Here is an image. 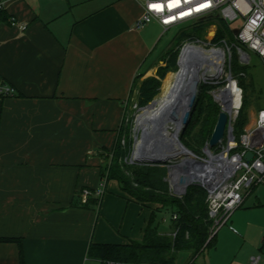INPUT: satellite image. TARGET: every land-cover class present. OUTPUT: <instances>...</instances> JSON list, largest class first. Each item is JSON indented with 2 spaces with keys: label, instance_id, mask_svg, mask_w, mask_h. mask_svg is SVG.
I'll use <instances>...</instances> for the list:
<instances>
[{
  "label": "crops",
  "instance_id": "obj_1",
  "mask_svg": "<svg viewBox=\"0 0 264 264\" xmlns=\"http://www.w3.org/2000/svg\"><path fill=\"white\" fill-rule=\"evenodd\" d=\"M3 2L0 74L16 93L0 98V237L11 238L0 241V264H21V248L24 264H102L90 244L141 241L158 207L133 200L115 179L94 195L98 205H82L79 194L101 187L103 148L114 146L135 81L160 55L151 57L153 43L135 26L144 3ZM179 253L187 260L177 264H251L254 255L264 264V185L246 195L211 248L193 259Z\"/></svg>",
  "mask_w": 264,
  "mask_h": 264
},
{
  "label": "built area",
  "instance_id": "obj_2",
  "mask_svg": "<svg viewBox=\"0 0 264 264\" xmlns=\"http://www.w3.org/2000/svg\"><path fill=\"white\" fill-rule=\"evenodd\" d=\"M141 1L144 3V13L135 23L137 28L152 21H158L163 27L169 29L178 24L204 17H219L230 24L243 18L241 28L234 31L241 45H233V47L238 50L242 64H250L251 52L255 53L264 63V0H178V6L175 7H169L173 0ZM152 5L162 7L158 9ZM0 11H5L3 0H0ZM10 22L19 24L23 29L26 28V24L20 23L14 16L10 17ZM227 50L228 52L224 49L225 57L228 53L227 56L230 58V72L225 78L221 77L222 79L213 81L216 88L211 91L220 111L228 115L225 133L213 147L209 146V139L203 154L193 151L195 161L190 166L194 171L204 173V178L198 172L194 174L199 175L196 184L202 185L208 192L209 216L213 220L210 239L215 237L218 230L228 223L235 210L243 204L246 195L255 187L264 185V107L251 110L250 120L238 140L235 135V126L243 109L245 89L239 76L235 75L232 70L233 49L228 46ZM239 75L246 77L247 73L242 71ZM15 93V87L0 74V97L13 96ZM248 153H252L251 159L246 158ZM181 161H170L165 164L169 190L178 197H183L187 192L178 188L179 177L174 178L173 176L176 164H181ZM209 173L210 176H208ZM105 183L106 181L102 180L101 187L96 191L83 188L79 192L81 203H87L92 195L100 198L104 192ZM103 264L128 263L107 261ZM251 264H261V256H252Z\"/></svg>",
  "mask_w": 264,
  "mask_h": 264
},
{
  "label": "trees",
  "instance_id": "obj_3",
  "mask_svg": "<svg viewBox=\"0 0 264 264\" xmlns=\"http://www.w3.org/2000/svg\"><path fill=\"white\" fill-rule=\"evenodd\" d=\"M8 19L5 11H0V22ZM214 20L220 23L215 38L218 41L216 45L222 43L226 38L233 40L234 45H241L236 39L230 23L219 17H204L197 19L194 33L187 31L179 33L174 39V47L179 46L187 38H201L206 26ZM173 49L171 51H174L173 57L175 60L178 49ZM234 55L233 49V71ZM174 74L170 73L165 79ZM145 82L146 84L142 88L143 104H147L154 98L159 91L158 86L160 84L155 77L149 78ZM209 86H214V84H210ZM210 97L213 99L212 95ZM201 98L202 94L199 98V109L197 106L194 112L195 115L196 111H198V116L196 119L192 117L186 131L187 136L190 127L192 128L193 126L194 128L199 125L198 130L194 133V138H190L191 145L196 144L197 148L191 146L190 143L187 144L197 154L200 151L198 148L199 144L202 143L201 146H203L211 138L220 113V107L214 100L211 101L204 98L202 101ZM246 102L245 92L243 109L236 124L242 121L240 118ZM126 115L127 112L114 146L111 149L103 148L106 162L101 168V178L105 181L111 179L117 180L122 191L133 200L143 205L155 204L158 207L153 210L141 241L131 240L125 244L92 242L88 254L91 258L100 260L102 264L107 261L128 264H176L177 256L181 251H189L193 259L211 248L215 242V237L210 239L213 220L209 216L207 189L202 185L192 184L188 187L183 197H178L170 192L169 182L164 179L167 176V167L165 165H128L125 158L130 142H125V145L122 142ZM108 154H112L111 159L108 157ZM99 200V198H94V195H92L87 203H82V205H98ZM159 210L171 211L173 221L171 233L160 232L159 223L156 221V211ZM174 215H176V218H174ZM10 239L8 237H0V241ZM20 259L21 264H24L22 248L20 250ZM189 264H195V261Z\"/></svg>",
  "mask_w": 264,
  "mask_h": 264
},
{
  "label": "rangeland",
  "instance_id": "obj_4",
  "mask_svg": "<svg viewBox=\"0 0 264 264\" xmlns=\"http://www.w3.org/2000/svg\"><path fill=\"white\" fill-rule=\"evenodd\" d=\"M196 21L197 19L188 21L186 23H182V24H178L176 26L170 27L169 29H166L157 21H152V22L147 23L145 26L138 28L139 30L142 31L143 39L148 40L149 42L153 43L152 49H151L152 50L151 57L156 56L159 53L160 55L157 57L155 61V64L153 66L154 69L150 72L145 71L139 76V78L137 79L136 85H135L136 86L134 89L135 92L132 98L129 100L126 120L124 124L125 129H124L123 137H122L124 141L122 142L124 145H125V142L127 141L130 142V144H128V147H127L128 153L125 158V161L127 162L128 165L139 164L137 162H132L131 159L136 149V144L138 141H140L138 139L141 138L142 133H143V128L137 125V119L139 117V114L143 112L141 108L151 103L154 99L157 100L158 97H160L165 91H170V87L173 84L175 76L177 75V72L180 69V66L178 63L179 57L181 55L182 50L185 48L187 44H197L206 49H212L216 47V48L225 49L227 52H228L227 50L228 46L234 49L235 55H234V71L233 72L235 75H238L240 78V81H242V85L246 92V100H247L243 114L240 118V120H242L241 121L242 124L244 125H242L241 122H238L235 128V135L238 140L240 139V136L244 131L245 125L250 120L251 110L252 109L259 110L260 108L264 107V63L263 61L255 53L251 52L250 64H247V65L242 64L239 58V52L237 49L233 47L234 45L233 40L229 38L224 39L222 43H219L218 45H216L218 42L215 39L216 33L220 26V23L217 20L212 21L206 26L205 31L202 34L201 38H197V37H195L194 39L187 38L186 40H183L179 46L174 47L175 45L174 39L179 33H182L184 31L191 32V33L195 32V28L197 26V24H195ZM243 22H244L243 18H239L238 20L233 22L231 24L232 30L233 31L239 30ZM172 49L173 50L178 49L175 60L173 57L174 51H171ZM227 55L225 57V63L223 64V67H222V72H223V68L225 67L224 73L221 76L222 78H225L226 76H228L230 72V64H229L230 58ZM242 71H245L247 73L246 77H241L239 75L240 72ZM170 73H175V74L173 76L170 75L169 76L170 79L169 78L165 79ZM152 77H155L159 81L160 83L158 86L159 91L151 101H149L147 104H143L142 103V96H143L142 88L146 84L145 81ZM221 77H208L205 80L206 82H203L201 84L200 89H199L200 90L199 95H198V103H199V98L201 94H202V98H201L202 101L204 98H207L211 101L214 100V98L212 99L210 95H212L211 91L216 88V85L214 86H209V85L210 84L213 85L212 82L217 79H222ZM201 81L203 80L200 79V82ZM155 107H156V103L152 105L151 107L145 109L143 113H151ZM198 109H199V106H198ZM197 112L198 111H196L195 115L193 113L194 119H196V117L198 116ZM198 126L199 125H197V127H194V128L193 126L192 128L190 127L188 129L187 136H186V131L189 125L184 132L180 133V139L187 148H189L187 146L188 143H190L191 145L190 138L192 139L194 138V133L198 130ZM201 145L202 143H200L198 147L200 149L199 154H203V150H204L206 143L203 146ZM191 146H194V148H197L196 144H192ZM186 155L187 154H185V156ZM108 157L111 159L112 154H108ZM180 160H181V157H178L172 162H180ZM164 179L166 180V178ZM163 217L166 219L164 222L162 220ZM156 220L161 222L160 227L163 229H168L170 228V226L173 225L171 211H166V210L156 211ZM182 260L184 261L187 260V257L183 258L182 255L179 253L177 256V261H182ZM200 261H201L200 258L197 259L196 264H200Z\"/></svg>",
  "mask_w": 264,
  "mask_h": 264
},
{
  "label": "bare ground",
  "instance_id": "obj_5",
  "mask_svg": "<svg viewBox=\"0 0 264 264\" xmlns=\"http://www.w3.org/2000/svg\"><path fill=\"white\" fill-rule=\"evenodd\" d=\"M199 53L201 58L196 59L190 72L185 74L177 73L174 82L170 87V91H165L156 100V107L151 113H141L138 117V124L144 129V138L138 141L137 147L149 153L158 156H174L181 157V164L187 167L186 170L182 166L176 167L174 178H178L180 174L186 173L193 177L194 173H200L204 178V173L194 171L191 166L194 162V156L189 154L187 150L179 144L177 134L181 131L182 115L189 102L190 83L197 78L198 82L206 80L208 77H221L224 73L225 67V51L221 48L206 49L199 45H189L185 49L182 59L183 68L185 67L186 57L191 53ZM222 73V74H221ZM158 118V125L152 126L148 120ZM149 126V127H148ZM148 127V128H147ZM149 129V130H148ZM185 154H187L185 156ZM210 176V173L209 175ZM198 177L196 176L195 179ZM207 178V176H205ZM178 188L184 190V186L179 184Z\"/></svg>",
  "mask_w": 264,
  "mask_h": 264
},
{
  "label": "water",
  "instance_id": "obj_6",
  "mask_svg": "<svg viewBox=\"0 0 264 264\" xmlns=\"http://www.w3.org/2000/svg\"><path fill=\"white\" fill-rule=\"evenodd\" d=\"M191 46V45H197V44H187L185 46V48L182 50L181 52V55L179 57V66H180V69L179 71L177 72L178 74L179 73H183L185 74L186 72H190L191 70V67L193 66L194 62L196 59H199L201 58V55L199 53H194V52H191L187 57H186V61H185V67L183 68V65H182V59H183V55L185 53V49L187 46ZM203 82H206L205 80L201 81L200 83L198 82V79L196 78L194 81H193V85L190 83V86L191 88L190 91V96H189V102H188V105L186 106L185 110L183 111V115H182V126H181V132H184L186 130V128L188 127V125L190 124L191 122V119L193 117V113L197 107V104H198V95H199V89H200V86ZM156 102V99H154L151 103H149L148 105L142 107V111L144 112L145 109L151 107L152 105H154ZM142 112V113H143ZM156 121H154L152 118L148 120V123L149 124H153L152 126H155L158 125V120H159V117L157 118H154ZM227 120H228V115L226 112L224 111H220L219 113V117H218V120H217V123H216V126L214 128V131L212 133V136L210 138V141H209V146L210 147H213L215 146L219 140L223 137L224 133H225V129H226V124H227ZM137 125L138 124V119H137ZM149 127V126H148ZM147 127V128H148ZM143 133H144V129H143ZM142 133V136L140 139L138 140H143L144 138V135ZM180 133L177 134V140L179 142V144H181L182 146H184V148L187 150V152L193 156H195V153L187 148L181 141L180 139ZM137 140V141H138ZM138 143V142H137ZM143 149H139V145L137 147V144H136V149L132 155V159L131 161L132 162H137L139 164H150V165H165L167 164L168 162L170 161H173L175 159H177L179 156L176 154L174 156H158V155H154L153 153H149V152H146V151H142ZM252 153H248L246 155V158L247 159H251L252 158ZM177 167H181L182 166V169H186L187 167H184L183 164H176ZM198 177L199 175L198 174H195L193 175V177L189 174H186V173H183V174H180L179 178H178V185L181 184L184 186V192L187 191L188 187L192 184H196L198 183L195 179V177Z\"/></svg>",
  "mask_w": 264,
  "mask_h": 264
},
{
  "label": "snow or ice",
  "instance_id": "obj_7",
  "mask_svg": "<svg viewBox=\"0 0 264 264\" xmlns=\"http://www.w3.org/2000/svg\"><path fill=\"white\" fill-rule=\"evenodd\" d=\"M175 6H178V0H173V3L171 5H169V7H175ZM152 7L159 9L162 6L161 5H152Z\"/></svg>",
  "mask_w": 264,
  "mask_h": 264
}]
</instances>
